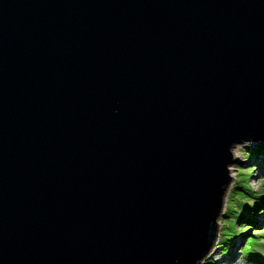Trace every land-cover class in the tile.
Returning <instances> with one entry per match:
<instances>
[{
	"label": "water",
	"instance_id": "95a60500",
	"mask_svg": "<svg viewBox=\"0 0 264 264\" xmlns=\"http://www.w3.org/2000/svg\"><path fill=\"white\" fill-rule=\"evenodd\" d=\"M255 140L264 0H0V264H198Z\"/></svg>",
	"mask_w": 264,
	"mask_h": 264
},
{
	"label": "rangeland",
	"instance_id": "374dc122",
	"mask_svg": "<svg viewBox=\"0 0 264 264\" xmlns=\"http://www.w3.org/2000/svg\"><path fill=\"white\" fill-rule=\"evenodd\" d=\"M262 143L264 142L259 140L243 141L234 144V148H231L234 159L233 163L229 166L232 180L227 191V197L225 196L224 199L225 204L223 205L221 214L217 220L220 232L224 227L223 235L221 237L222 239L219 240L220 234L218 237V244L220 242L221 247H218L217 243H215L210 249L207 258L198 264H264V236L257 239L251 236V234L255 231L260 232L264 230V213L259 214L264 206L260 207V209H258V211L253 215V218L257 219L259 224L249 230H247V227L244 226L242 222L240 223L235 221V217H225L228 201L227 198L234 183L241 180L243 185L248 183L249 187L256 193L264 191V154H260L259 158L256 159V163L255 161H249L247 157L249 150L247 147H253L254 145ZM255 164L258 165L255 166ZM251 168L255 169L251 172ZM242 172H248L251 174L250 177L247 178V183L243 180L245 176L242 175ZM243 201L248 204H252L255 200L249 198ZM247 240H250V244L248 245H246ZM245 249L247 250L246 252ZM245 253L247 255H256L257 259L249 261L250 258L245 256ZM206 260H208V262L204 263Z\"/></svg>",
	"mask_w": 264,
	"mask_h": 264
},
{
	"label": "trees",
	"instance_id": "16d2710c",
	"mask_svg": "<svg viewBox=\"0 0 264 264\" xmlns=\"http://www.w3.org/2000/svg\"><path fill=\"white\" fill-rule=\"evenodd\" d=\"M247 149H249L248 153H247V157H248L249 161H255V163H256V159L259 158L260 154H264V143L259 144V145H254L253 147H247ZM258 164H260V163H258ZM258 164H255V166H257ZM254 169L255 168H251V172ZM242 175L245 176V178L243 180H245V182H246L247 178L250 177L251 174H249L248 172H242ZM238 197H239V199H238ZM249 198L254 199L255 200L254 203L248 204L245 201H243V200L249 199ZM227 200L228 201H227V209H226L225 217H229V218L235 217V221H238L240 223L242 222L243 225L247 227V230H249L250 228L259 224L257 219L253 218V215L258 211V209H260V207L264 206V191H262L261 193H256V192H254V190H252L249 187L248 183L246 185H243L241 183V180H239V182H236L233 184V186L229 192ZM261 213H264V207L259 212V214H261ZM249 225H251V226H249ZM223 230H224V227L220 232L219 240L222 239L221 237L223 235ZM251 236L255 239H257L261 236H264V230H262L260 232L255 231L254 233L251 234ZM248 244H250V240L249 241L247 240L246 245H248ZM217 245H218V247H221L220 242H219V244L217 242ZM246 251L247 250L245 249V252ZM245 256L250 258L249 261H252L253 259H257L256 255H251V254L247 255L245 253ZM207 262H208V260H206L204 263H207Z\"/></svg>",
	"mask_w": 264,
	"mask_h": 264
},
{
	"label": "bare ground",
	"instance_id": "6f19581e",
	"mask_svg": "<svg viewBox=\"0 0 264 264\" xmlns=\"http://www.w3.org/2000/svg\"><path fill=\"white\" fill-rule=\"evenodd\" d=\"M234 148V147H233Z\"/></svg>",
	"mask_w": 264,
	"mask_h": 264
}]
</instances>
